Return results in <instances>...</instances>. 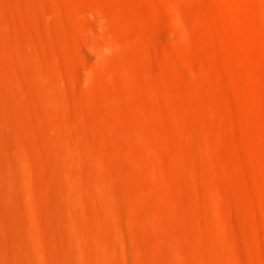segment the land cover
<instances>
[{
	"label": "rangeland",
	"instance_id": "374dc122",
	"mask_svg": "<svg viewBox=\"0 0 264 264\" xmlns=\"http://www.w3.org/2000/svg\"><path fill=\"white\" fill-rule=\"evenodd\" d=\"M0 264H264V0H0Z\"/></svg>",
	"mask_w": 264,
	"mask_h": 264
},
{
	"label": "bare ground",
	"instance_id": "6f19581e",
	"mask_svg": "<svg viewBox=\"0 0 264 264\" xmlns=\"http://www.w3.org/2000/svg\"><path fill=\"white\" fill-rule=\"evenodd\" d=\"M98 39H96V37H94V47H97L96 46V43H97ZM99 42V41H98ZM96 50V49H95Z\"/></svg>",
	"mask_w": 264,
	"mask_h": 264
}]
</instances>
